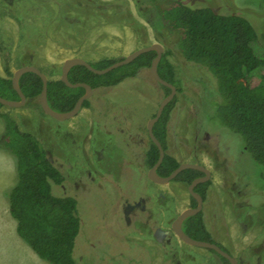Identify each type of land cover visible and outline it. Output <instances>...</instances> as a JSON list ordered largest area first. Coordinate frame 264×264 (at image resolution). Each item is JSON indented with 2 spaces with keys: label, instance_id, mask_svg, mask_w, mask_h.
I'll list each match as a JSON object with an SVG mask.
<instances>
[{
  "label": "rangeland",
  "instance_id": "1",
  "mask_svg": "<svg viewBox=\"0 0 264 264\" xmlns=\"http://www.w3.org/2000/svg\"><path fill=\"white\" fill-rule=\"evenodd\" d=\"M111 1L96 0L105 5L104 10L88 13L82 12L81 0H0V75L7 76V68L14 73L22 65L34 64L55 79L70 57L90 62L123 58L153 42L168 49L142 17L145 5L140 0H127L140 21L137 28L128 20L113 19L112 11L106 10ZM182 1L245 16L259 35L253 48L262 53L264 0ZM169 58L182 87L169 127V152L181 162L200 163L212 170L211 193L219 198L211 200L209 207L218 218L217 243L237 257L239 264H264V166L243 150L241 137L235 142L221 140L234 145L231 157L224 158L214 77L175 50ZM263 75L264 67L250 73L251 85H258ZM165 96V89L147 68L116 86L94 89L91 106L67 120L46 114L39 97L28 99L22 107L2 108L23 130L40 138L48 158L64 174L62 183H53V193L78 200L82 227L74 249L77 264H223L212 249L183 242L171 228L176 216L192 202L188 186L178 181L159 184L148 177L147 127ZM2 174L0 168V181ZM16 181L15 169L13 184ZM139 195L146 199L149 223L134 217L128 224L126 198ZM249 209L255 216L247 213ZM157 226L170 231V243L158 239ZM21 241L18 244L11 236L0 241V264H37L32 258L37 254Z\"/></svg>",
  "mask_w": 264,
  "mask_h": 264
},
{
  "label": "trees",
  "instance_id": "2",
  "mask_svg": "<svg viewBox=\"0 0 264 264\" xmlns=\"http://www.w3.org/2000/svg\"><path fill=\"white\" fill-rule=\"evenodd\" d=\"M95 1L81 0L82 12L102 10L105 5L96 4ZM140 1L145 5L141 9L142 17L153 29L157 39L168 45L158 66L160 75L174 83L178 92L182 91L174 64L169 58L174 50L186 60L204 66L216 81L214 101L218 107L215 114L223 129L219 145L223 146L224 158L231 157V146L234 145L223 144L221 140L230 138L235 142L241 137L243 150L264 166V75L256 86H252L249 79L250 73L264 67V36L263 51L257 54L252 43L259 35L251 21L243 15L223 13L211 5L191 6L182 0ZM106 4V10L112 11L114 20H128L131 26H140L127 0H114ZM156 54L154 50L145 52L134 61L105 74H97L84 65H76L70 70L69 78L72 82L89 83L96 90L110 88L150 68ZM120 59L106 57L91 63L97 68H105ZM7 74L0 75V95L19 99L12 83L13 72L9 68ZM20 85L28 99L34 100L40 97L43 80L34 72H26L20 79ZM160 85L166 95L169 94L171 89ZM84 92V87H69L60 78H49V103L58 111L71 110ZM179 100L180 97L176 95L154 125V133L166 150L165 158L158 167V173L163 176L169 175L181 163L175 154L169 152L168 146L169 127ZM91 104V99H87L83 107H90ZM3 107L6 106L0 103V117L4 124L0 133V149L11 154L17 172L16 183L6 188L4 195L9 203L10 214L16 221L17 233L49 264H77L74 249L82 227L78 200L73 195L53 193V183H62L64 174L48 158L40 138L31 131L23 130L18 120L10 112L2 110ZM149 143L147 163L153 166L160 152L151 139ZM200 175L202 172L199 170L188 168L182 170L175 180L189 184ZM212 184L210 180L195 187L204 197L205 206L199 213L185 219L183 229L196 239L217 243L215 226L218 218L209 204L219 196L213 191L211 193ZM261 191L264 192V187ZM192 203L196 205L194 197ZM249 210L247 213L255 216L254 210ZM217 254L223 264H231L227 258Z\"/></svg>",
  "mask_w": 264,
  "mask_h": 264
},
{
  "label": "water",
  "instance_id": "3",
  "mask_svg": "<svg viewBox=\"0 0 264 264\" xmlns=\"http://www.w3.org/2000/svg\"><path fill=\"white\" fill-rule=\"evenodd\" d=\"M152 50L156 51L157 54H156L155 58L153 59L152 64L150 66V72H151L153 78L157 82H159L162 85L169 87L171 89V91L169 92V94H167L161 100L155 116L152 117L148 123L149 135H150L151 139L153 140V142L159 148V152H160V155H159L157 162L148 171V177L155 183L165 184V183H168L171 180L175 179L177 177V175L184 169L191 168V169H196V170L204 172L205 173L204 176H201V177L194 179L192 181V183H190L188 186L189 192L191 193V195L193 197L196 198L198 205L195 207H188V208H185L184 210H182L179 213V215L173 221V230H174L175 234L185 243L192 245V246H196V247L210 248L212 250H215L217 253H219L223 257L227 258L231 262V264H239L240 263L239 259L237 257L233 256L226 249L221 247L218 243L212 242V241H207V240H202V239H196V238L192 237L191 235H189L183 229V223H184L185 219H187L188 217H190L192 215L199 213L203 208V200H204L203 196L198 191L195 190V187L199 183L208 181L212 176V170L209 169L208 167H206L205 165L200 164V163L181 162L180 165L167 176H163V175L159 174L157 171V168L162 164V162L165 158L166 150L163 146V143L160 141V139L154 133V125L160 119V117L162 116V114L164 112V109L174 99V97L176 96L177 91H178L176 85L174 83L169 82L168 80L164 79L160 75L159 70H158L159 63H160V61H161V59L165 53V46L163 43L153 42L149 45L140 47V48L132 51L131 53L127 54L122 59L112 63L111 65H109L105 68H97L89 60H87L83 57L75 56V57L67 58L62 65V71H61V75L59 78L63 82H65L66 85H68L69 87H73V88L84 87L85 88V92L83 93V95H81L79 97L75 106L71 110L58 111L50 105L49 99H48L49 76L40 67H38L34 64L22 65V66L18 67L13 73L12 83H13L15 90L17 91V93L19 95V99H9V98H6V97H3L0 95V103L5 105V106H8V107H22V106H24L28 101V97L26 96V94L22 90V87L20 85V79L24 73L34 72V73L38 74L43 80V88H42V91H41V94L39 97L40 98V104H41L43 111L46 114H48V115H50L53 118L58 119V120L70 119V118L74 117L75 115H77L81 111V109L83 108V104H84L85 100L90 99L92 97V95L94 94V88L89 83L72 82L70 80L69 72L72 69V67H74L76 65H84V66L88 67L91 71H93L97 74H105V73H108L109 71H111L117 67L123 66L125 64H128V63L134 61L141 54L148 52V51H152Z\"/></svg>",
  "mask_w": 264,
  "mask_h": 264
},
{
  "label": "crops",
  "instance_id": "4",
  "mask_svg": "<svg viewBox=\"0 0 264 264\" xmlns=\"http://www.w3.org/2000/svg\"><path fill=\"white\" fill-rule=\"evenodd\" d=\"M3 128L4 124L0 117V133L3 131ZM0 168L3 172L1 176L2 180L0 181V241H3L6 236H11L15 242H17V240L20 242L21 239H19L20 236L16 230V221L10 214L9 203L4 195L5 189L13 185L15 166L11 154L4 149H0ZM32 258L37 264H44V262L39 259L41 257L38 255H34Z\"/></svg>",
  "mask_w": 264,
  "mask_h": 264
},
{
  "label": "flooded vegetation",
  "instance_id": "5",
  "mask_svg": "<svg viewBox=\"0 0 264 264\" xmlns=\"http://www.w3.org/2000/svg\"><path fill=\"white\" fill-rule=\"evenodd\" d=\"M93 1V0H92ZM150 69V68H149ZM156 114V113H155ZM155 116V115H154ZM153 116V117H154ZM121 130L122 131H124V129L123 128H121ZM147 135H148V140L150 141V139H151V137H150V135H149V131H148V127H147ZM131 138H135V136L134 135H132V137ZM142 140V139H141ZM152 140V139H151ZM153 141V140H152ZM150 144V143H149ZM145 158H146V160H147V151L145 152ZM150 168L152 167V166H149ZM149 168V169H150ZM149 171V170H148ZM157 171H158V168H157ZM200 172H202V171H200ZM204 172H202V175H200V176H198V177H201V176H204ZM198 177H196V178H198ZM212 177V176H211ZM195 178V179H196ZM194 180V179H193ZM192 180V181H193ZM211 180V178L208 180V181H210ZM171 181H177V180H175V179H173V180H171ZM178 182H180V181H178ZM205 182H207V181H205ZM205 182H202V183H205ZM169 183V182H168ZM181 183H183V182H181ZM192 183V182H191ZM166 184V183H165ZM184 184H186V183H184ZM190 184V183H189ZM189 184H186L187 186H189ZM200 184V183H199ZM189 190V189H188ZM190 193V192H189ZM190 196H191V199H192V195H191V193H190ZM194 199L196 200V198L194 197ZM203 199H204V197H203ZM193 203L191 202L190 203V206L189 207H195V206H197L198 205V202H197V200H196V205H192ZM205 204V200H203V208H202V210L204 209V205ZM188 208V207H187ZM146 211V199L144 198V196L143 195H139L137 198H135V199H131L130 200V198L128 197V198H126V204H125V206H124V213L126 214V222L128 223V224H130V223H132V221H133V218L134 217H136V220L138 221V222H140V223H146V224H148L149 223V219L147 218H145V212ZM179 215V214H178ZM177 215V216H178ZM176 216V217H177ZM174 221V220H173ZM173 221H172V224H171V228H172V230H173ZM173 232H174V230H173ZM175 233V232H174ZM155 234H156V236L158 237V239L160 240V241H162L163 243L164 242H167V243H170L171 242V233H170V231L169 230H167V229H163V228H161L160 226H157L156 228H155ZM179 238V237H178ZM181 240V239H180ZM184 242V241H183ZM192 246V245H191ZM196 247V246H195ZM240 261V260H239ZM178 264H181L180 262H178Z\"/></svg>",
  "mask_w": 264,
  "mask_h": 264
}]
</instances>
